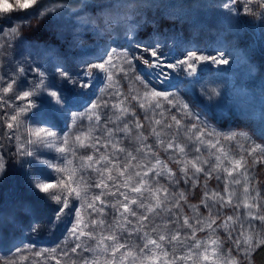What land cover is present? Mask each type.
Listing matches in <instances>:
<instances>
[{
  "label": "snow or ice",
  "instance_id": "obj_1",
  "mask_svg": "<svg viewBox=\"0 0 264 264\" xmlns=\"http://www.w3.org/2000/svg\"><path fill=\"white\" fill-rule=\"evenodd\" d=\"M151 6L147 0H18L16 6L0 5V35L22 40L24 25L31 27L36 19L44 26L55 21L69 27L77 38L90 32L107 41L93 58L82 57L75 72L57 63L49 73L35 62L25 65L19 60L8 71L0 69V108L25 102L12 112L0 111V145L5 138L18 141L11 160L0 154V176L10 162L28 164L33 190L49 204L42 222L32 225V233L60 230L64 235L53 247L35 248L34 241L16 247L8 264H253V254L264 250V193L252 187L255 177L248 171L250 164H264V85L258 91H250V84L233 85L230 97H224L219 84L200 88L209 106L224 97L242 115L254 116L259 110V136L243 133L245 142L238 144L239 151L226 147L238 142V135L225 132V126L214 122L208 112L195 111L173 88L181 78L199 83V74L212 66L221 74L219 66H231L237 53L185 47L177 54L158 34L140 39L138 29L148 24L142 9ZM216 7L225 11L229 25L233 17L264 21V0H223ZM20 11L25 15L15 25L6 23ZM121 33L127 43L118 50L110 42ZM118 77L129 81L126 94L117 87ZM97 79L106 80L107 88L113 89L109 100L89 97L85 108L87 118L97 126L103 117L99 135H93L91 128L59 133L25 127L36 97L47 94L67 111L68 102L57 83L67 82L80 90L77 95L88 96ZM112 96L116 100L110 103ZM109 107L112 115L99 111ZM5 127L7 132L2 131ZM74 127L73 121L70 129ZM22 128L24 132L17 134ZM119 133L134 137L138 146L129 150L123 140L113 142ZM150 138L154 143L148 142ZM53 147L60 163L43 158L44 151ZM201 176L205 181L217 180V190L209 193L205 184L201 204L207 215L191 205L196 215L189 217L181 203H188L187 196L177 194L175 185L183 180L196 187ZM162 179H167V187ZM226 207L233 214L221 220L220 210ZM221 229L226 239L221 238ZM199 232H207V238L199 237ZM68 241L75 243L67 247Z\"/></svg>",
  "mask_w": 264,
  "mask_h": 264
},
{
  "label": "rangeland",
  "instance_id": "obj_2",
  "mask_svg": "<svg viewBox=\"0 0 264 264\" xmlns=\"http://www.w3.org/2000/svg\"><path fill=\"white\" fill-rule=\"evenodd\" d=\"M19 2L23 3L24 0H19ZM17 3L18 0H0V5L7 4L10 7L16 6ZM147 3L154 6L142 9L148 24L144 28L138 29L140 39L148 40L152 38V34H158L162 42H166L169 47H174L177 54H181L185 47L209 52L223 48L225 51L235 50L237 53L234 61L230 59L231 66H219L223 69L221 74L217 75V67L212 66L207 72L199 74V83L191 84L181 78L179 82L175 83L173 91H176L179 98L193 105L195 111L208 112L214 122L225 126L223 128L225 132L237 134L238 142L226 145V147L236 148L239 151L238 144L245 142L243 133L252 135L255 132L256 136L260 134L259 110L257 108V113L254 116L242 115L241 109L234 105L230 99L224 97L232 95L233 85L236 87L241 84L253 85L250 91H258L259 87L264 85V21L257 20L255 17H233L232 23L229 25L225 21V11L216 7V5L222 4L223 0H147ZM12 15L16 19L6 21V23L15 25L19 18L24 17L25 13L20 11ZM173 41L176 43L173 44ZM106 43L104 38L93 36L90 32L80 33L77 38L69 27L55 21L44 26L38 20L33 19L31 27L28 24L24 25L22 40L15 39L10 35H0V69L8 71L14 67V61L19 60L25 65L35 62L49 73L53 71L57 63H63L70 71L75 72L82 57L93 58L102 51L99 45ZM110 43L112 47L120 50L121 46L126 45L127 42L121 33L118 37H113ZM9 44L12 46L10 47ZM249 67L252 69L251 74L248 72ZM117 79L120 81L117 87L122 94H126L130 87L129 81L122 77ZM210 84H219L224 93V97L219 100V103L212 106H209L207 99L200 93L202 86L207 87ZM57 87L62 89L68 102V110H62L63 106L57 104L55 99L48 97L47 94L38 96L35 98V106L27 114L30 119L26 122L25 127H47L59 133L87 132L91 128L93 135H99L97 129H103V117L101 125L97 126L94 120L90 121L87 118L85 108L88 105L89 97L109 100L108 93H112L113 89L107 88V81L97 79L88 96L77 95L80 90L73 89L67 82L57 83ZM92 93H95V96ZM115 100L116 97L112 96L110 103ZM23 103L25 102L16 101L12 108H0V111L12 112L17 104ZM134 104V101L131 102V105ZM99 111L112 115L110 107ZM137 111L141 116L143 115L142 110L137 109ZM73 121L75 127L70 129ZM108 127L114 126L108 125ZM2 131L7 132L8 129L5 127ZM23 132L22 128L17 134ZM118 140H123L129 150L138 146L134 137L125 138L122 133L113 137V142ZM129 140H132L133 143L129 144ZM148 142L154 143V140L150 138ZM17 143L18 141L15 139L8 141L5 138L0 145V154H3L6 160H11L10 152L15 151ZM82 151L84 150L78 149V152ZM57 155L55 147H53L51 150L44 151L43 158L60 163L55 159ZM160 155L167 160L165 153L161 152ZM191 155L196 154L191 153ZM204 155L207 153L205 152ZM74 163H78V159H75ZM169 166L173 170H177L176 164L169 162ZM248 171L251 177H255L252 187L264 193V164H250ZM161 182L164 186H168L167 179H162ZM218 183L215 179L205 181L201 176L196 187L191 186L192 181L185 184L183 180L180 184L175 185L177 194L184 192L187 196L188 203L181 202L183 214L194 217L196 213L191 205H198L200 211L206 216L207 210L201 204L205 184L207 191L211 193L217 190ZM235 188L237 192L242 191L240 186H235ZM220 189H223V184H220ZM172 191L173 188H169V192ZM108 199L111 200L112 197H108ZM48 207L49 204L40 199L31 186L29 165L21 166L14 162L8 163L6 173L0 176V264H8V261L12 259V252L18 246L24 247L34 241L35 248L53 247L64 239L60 230L51 234L48 231H42L38 236L32 233V225L42 222ZM108 211L111 212V209ZM220 212L221 220H223L225 215L233 214V209L226 207ZM161 231L165 230L161 228ZM219 234L222 239H226L224 229H221ZM197 235L207 238V232H199ZM74 243V241H68L67 247H71ZM35 248L32 250L34 251ZM256 252L253 254V264H260ZM79 255L90 256L86 252H81ZM25 264H29V262L26 261ZM48 264H54V262L49 261Z\"/></svg>",
  "mask_w": 264,
  "mask_h": 264
},
{
  "label": "trees",
  "instance_id": "obj_3",
  "mask_svg": "<svg viewBox=\"0 0 264 264\" xmlns=\"http://www.w3.org/2000/svg\"><path fill=\"white\" fill-rule=\"evenodd\" d=\"M256 255L258 257V261L260 264H264V250H259L256 252Z\"/></svg>",
  "mask_w": 264,
  "mask_h": 264
}]
</instances>
